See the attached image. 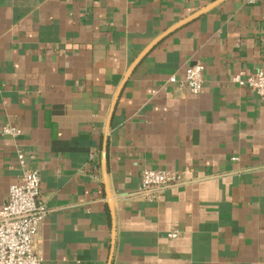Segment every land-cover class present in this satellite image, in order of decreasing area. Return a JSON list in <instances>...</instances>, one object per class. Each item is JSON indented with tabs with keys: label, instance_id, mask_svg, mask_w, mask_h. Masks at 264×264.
I'll return each instance as SVG.
<instances>
[{
	"label": "crops",
	"instance_id": "obj_1",
	"mask_svg": "<svg viewBox=\"0 0 264 264\" xmlns=\"http://www.w3.org/2000/svg\"><path fill=\"white\" fill-rule=\"evenodd\" d=\"M214 1L0 0V207L23 149L42 264H264V103L233 81L262 66L264 0L191 18ZM198 61L200 93L168 81ZM145 168L187 181L145 199Z\"/></svg>",
	"mask_w": 264,
	"mask_h": 264
},
{
	"label": "built area",
	"instance_id": "obj_2",
	"mask_svg": "<svg viewBox=\"0 0 264 264\" xmlns=\"http://www.w3.org/2000/svg\"><path fill=\"white\" fill-rule=\"evenodd\" d=\"M204 70V63L198 61L186 68L183 77L172 75L168 81L186 86L192 93L198 94L204 86ZM233 81L249 86L264 103V51L262 66L257 71L246 75L243 72L237 73ZM1 133L18 137L22 129L4 125ZM17 158L22 165L23 174L18 183L11 185L8 197L0 207V264H42L43 256L36 250V241L40 225L49 210L41 198L38 169L28 164L25 150L19 149ZM186 181V173L182 170L145 168L141 173L137 194L153 200L165 188L181 185ZM177 235L178 230L169 233L171 237Z\"/></svg>",
	"mask_w": 264,
	"mask_h": 264
},
{
	"label": "water",
	"instance_id": "obj_3",
	"mask_svg": "<svg viewBox=\"0 0 264 264\" xmlns=\"http://www.w3.org/2000/svg\"><path fill=\"white\" fill-rule=\"evenodd\" d=\"M220 1H222V0H216V1H214L212 4L207 5L206 7L202 8L200 11H198L197 13H195L191 18L196 17V16L200 15L201 13H203V12L209 10V9L212 8L214 5H216L217 3H219ZM191 18H190V19H191ZM187 20H189V19H186V20H184L183 22H186ZM162 37H163V36H162ZM162 37H159L156 41H159ZM156 41H155V42H156ZM155 42H154V43H155ZM154 43H153V44H154ZM145 52H146V51H145ZM145 52H144V53H145ZM141 58H142V56H140V57L135 61V63H134L133 66L131 67V69L128 71V75H129L130 72L133 70V68L136 66V64L141 60Z\"/></svg>",
	"mask_w": 264,
	"mask_h": 264
}]
</instances>
